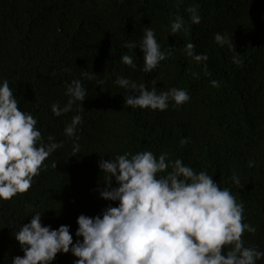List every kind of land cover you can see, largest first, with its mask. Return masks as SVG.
Returning <instances> with one entry per match:
<instances>
[{"label":"trees","instance_id":"obj_1","mask_svg":"<svg viewBox=\"0 0 264 264\" xmlns=\"http://www.w3.org/2000/svg\"><path fill=\"white\" fill-rule=\"evenodd\" d=\"M190 7L197 9L199 24L191 22ZM176 16L183 17L184 29L172 35ZM145 28L154 30L161 51L169 54L151 73L142 70L139 46L124 47L139 44ZM216 33L232 38L233 47L217 44ZM188 43L208 59L187 56ZM125 53L136 67L122 63ZM118 76L149 90L156 80L158 94L175 87L191 98L180 106L170 101L165 111L132 109L125 96L138 93L116 85ZM73 79L87 89L84 108L77 102L57 117L51 106H65L66 85ZM4 80L18 108L37 120L45 143L51 135L63 146L44 161L26 193L0 200V264L25 255L14 235L35 212L42 213L44 226H69L73 242L82 240L75 235L80 215L95 217L118 206L100 195L107 175L99 167L101 157L143 151L157 158L168 153L169 160L181 159L230 189L244 205L243 222L256 229L243 233L244 246L264 252V0H0ZM77 114L82 123L69 138L65 127ZM77 259L61 252L51 264Z\"/></svg>","mask_w":264,"mask_h":264},{"label":"clouds","instance_id":"obj_2","mask_svg":"<svg viewBox=\"0 0 264 264\" xmlns=\"http://www.w3.org/2000/svg\"><path fill=\"white\" fill-rule=\"evenodd\" d=\"M187 11L193 24L201 22L196 8ZM183 29V17L176 16L170 25L171 34ZM142 31L139 44L126 43L124 47L135 50L139 46L144 59L142 70L151 73L169 54L161 51L153 29ZM214 39L222 47H233V39L227 35L216 33ZM194 49L195 45L188 43L187 56L197 62L208 59ZM121 61L136 67L127 53ZM233 62L238 61L233 58ZM81 81L73 79L66 85L69 99L63 108L56 103L51 106L55 116L72 111L77 102L84 108L82 102L88 92ZM152 83L149 90L123 76L115 80L126 93H138L125 96V105L132 109L165 111L170 101L173 106H180L191 98L186 90L175 87L158 94L156 80ZM218 83L211 81L213 86ZM18 105L9 82H0V200L5 201L26 193L45 167L44 161L63 146L51 135L45 143L36 127L37 120ZM81 123L82 116L74 115L65 127V135L73 138ZM183 143L186 140L182 139ZM74 151L79 152L78 143L74 144ZM253 165L250 161L249 167ZM99 167L107 174L100 195L107 201L118 202V206L109 205L102 215L95 217L80 215L75 235L82 240L75 243L69 226H44L42 213L35 212L31 222L23 224L14 235L25 255L14 257L12 264H51L61 252L77 257L74 264H256L264 258V252L244 246L243 233H255L256 229L243 222V203L237 202L230 189H221L205 171L197 173L181 159L169 160L168 153L157 158L151 151L110 159L102 156ZM232 179L239 185L235 173ZM113 180L117 187H113Z\"/></svg>","mask_w":264,"mask_h":264}]
</instances>
